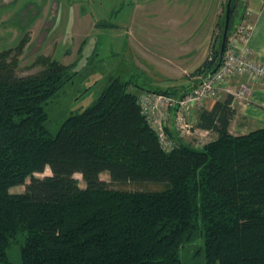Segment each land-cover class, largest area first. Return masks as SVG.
<instances>
[{"label": "trees", "instance_id": "trees-1", "mask_svg": "<svg viewBox=\"0 0 264 264\" xmlns=\"http://www.w3.org/2000/svg\"><path fill=\"white\" fill-rule=\"evenodd\" d=\"M23 53L0 52V264H264V128L231 134L230 97L198 113L218 134L203 148L165 152L131 91L144 89L118 78L54 135L47 106L71 67L39 57L19 76ZM103 174L163 188L115 190Z\"/></svg>", "mask_w": 264, "mask_h": 264}, {"label": "rangeland", "instance_id": "rangeland-1", "mask_svg": "<svg viewBox=\"0 0 264 264\" xmlns=\"http://www.w3.org/2000/svg\"><path fill=\"white\" fill-rule=\"evenodd\" d=\"M227 1L0 0V52L24 43L19 76L39 71L40 66H33L39 57L71 67L73 80L47 106L48 128L55 135L69 116L93 105L113 79L142 87L144 90L131 88L138 94L170 90L177 93L176 98H185L197 91L213 69L204 64L212 63L217 54L219 59ZM246 10L244 0L234 1L233 31ZM194 45L200 50L189 55L188 48ZM180 51L188 55L182 58ZM202 106L194 109V119ZM169 124L170 135L179 140L173 118ZM217 137L213 131L203 139L210 142ZM182 141L202 145L199 136ZM50 174L47 169L36 177ZM76 177L84 186L81 175ZM101 178L115 190L163 188L155 183H115L108 174ZM24 190L17 186L11 192ZM11 260L19 264L17 256Z\"/></svg>", "mask_w": 264, "mask_h": 264}, {"label": "built area", "instance_id": "built-area-1", "mask_svg": "<svg viewBox=\"0 0 264 264\" xmlns=\"http://www.w3.org/2000/svg\"><path fill=\"white\" fill-rule=\"evenodd\" d=\"M252 28V14L246 10L237 28L228 37L221 66L211 77H206L197 91L192 94L185 98L148 91L138 94V104L142 115L155 131L159 144L165 152L170 153L178 148L180 140L188 136H199L202 139V145L200 147L196 145L197 148H203L209 143L203 138L210 136L213 131L202 129L197 125L198 120L197 117L194 119V109L205 105L206 101H218L222 93L228 91L227 86L231 80L247 76L264 83V65L245 45ZM172 118L175 121L179 140L170 135V132H173L169 124Z\"/></svg>", "mask_w": 264, "mask_h": 264}, {"label": "crops", "instance_id": "crops-1", "mask_svg": "<svg viewBox=\"0 0 264 264\" xmlns=\"http://www.w3.org/2000/svg\"><path fill=\"white\" fill-rule=\"evenodd\" d=\"M247 10L252 14L253 28L246 39L245 45L252 55L264 65V0H244ZM241 18L239 19L240 23ZM184 50V49H183ZM190 54L200 50L188 48ZM185 58L186 51H180ZM200 58L198 62H200ZM228 91L223 92L219 102L229 97L232 99L231 107L234 110L229 132L233 135L246 134L256 129L264 128V83L255 81L247 76L236 77L227 86ZM217 101H206L201 110H210ZM242 119L241 122H238ZM239 119V120H238ZM198 120V117H197Z\"/></svg>", "mask_w": 264, "mask_h": 264}, {"label": "water", "instance_id": "water-1", "mask_svg": "<svg viewBox=\"0 0 264 264\" xmlns=\"http://www.w3.org/2000/svg\"><path fill=\"white\" fill-rule=\"evenodd\" d=\"M232 3L233 0H228L227 5H226V19H225V28H224V34H223V41L221 45V54H220V61L217 65V67L214 69V71L208 76L211 77L221 66V63L224 58L225 50H226V44H227V38H228V32H229V27H230V20H231V9H232Z\"/></svg>", "mask_w": 264, "mask_h": 264}]
</instances>
